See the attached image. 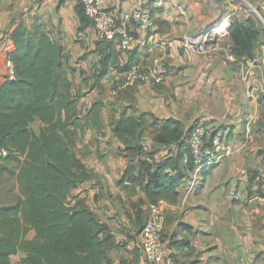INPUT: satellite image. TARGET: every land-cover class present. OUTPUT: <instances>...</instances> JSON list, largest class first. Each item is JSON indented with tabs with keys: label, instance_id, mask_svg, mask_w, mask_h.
I'll return each mask as SVG.
<instances>
[{
	"label": "crops",
	"instance_id": "crops-1",
	"mask_svg": "<svg viewBox=\"0 0 264 264\" xmlns=\"http://www.w3.org/2000/svg\"><path fill=\"white\" fill-rule=\"evenodd\" d=\"M148 1L154 0L104 3L115 14L118 25H122L130 11ZM78 2L0 0V85L7 77V60L14 49L11 34L20 24H40L65 47L70 92L78 103L76 125L68 128L74 135L77 156L90 173L72 190L70 200L73 204L78 198L86 199L100 220L109 225L116 244L109 252L110 264H148L140 238L149 213V198L138 186L119 183L130 157L115 133L114 122L131 104L161 119H178L185 129L202 119L211 132L223 130L233 144H246L239 154L204 169L193 189L187 174L179 187L177 203L162 202L169 264H264V196L258 192L264 190V185L257 183L260 175L250 183L251 172L263 164L258 150L264 148V99L257 100L253 90L250 96L248 88L244 89L241 68L229 59L232 40L228 33L211 44L205 55L191 56L183 48L185 33L208 30L226 14L231 15L232 21L242 9L239 13L229 7L224 11L218 0H167L163 7L155 9L153 29L145 30L128 22L137 46L123 52L116 40L119 53L108 74L97 80L101 70L99 38L93 24L82 28ZM178 4L186 8L188 23ZM263 45L257 54L264 52ZM131 59L143 70H164V81H140L129 86L131 97H122L121 89L126 86L118 84L125 80L127 72L119 67ZM96 101L101 104L100 128L87 119ZM44 125L38 120L33 126L39 131ZM141 144L146 152L138 158H149L148 146L160 145L151 136ZM164 147L176 149V145ZM172 152H160L157 160ZM255 156L262 157L261 161ZM3 186L6 184L0 181V206L11 202L10 195L1 191ZM34 235L32 230L27 238ZM26 256L27 252L20 250L11 261L17 264Z\"/></svg>",
	"mask_w": 264,
	"mask_h": 264
},
{
	"label": "trees",
	"instance_id": "trees-1",
	"mask_svg": "<svg viewBox=\"0 0 264 264\" xmlns=\"http://www.w3.org/2000/svg\"><path fill=\"white\" fill-rule=\"evenodd\" d=\"M76 9L82 28L92 24L80 1ZM228 34L231 51L239 59L254 57L264 44V26L251 15L233 18ZM11 40L14 49L9 57L17 75L14 80L6 77L0 85V147L8 150V155L0 156V181L6 184L1 191L11 199L0 206V264H13L12 256L20 250L27 256L17 264H110L109 252L116 244L109 225L86 199L78 198L73 204L70 200L72 190L90 173L77 156L74 135L68 128L76 125L78 103L70 92L65 47L38 23L31 27L20 24ZM97 51L101 55L100 80L119 52L115 40L108 39L98 40ZM132 66L131 59L119 68L127 72ZM121 92L122 97H131L132 87H122ZM87 119L102 126L99 101ZM38 120L45 125L36 131L33 125ZM114 128L130 157L119 183L138 186L149 204L177 203L179 187L193 168L191 163H182L183 155L190 152L193 126L185 129L178 119H161L131 104L124 107ZM145 128L152 130L154 143L176 145L175 151L162 160L154 152L148 153L149 158H138L145 153L141 144ZM259 175L258 170L251 172L250 183ZM258 192L264 196L263 189ZM32 230L34 237L27 238Z\"/></svg>",
	"mask_w": 264,
	"mask_h": 264
},
{
	"label": "built area",
	"instance_id": "built-area-1",
	"mask_svg": "<svg viewBox=\"0 0 264 264\" xmlns=\"http://www.w3.org/2000/svg\"><path fill=\"white\" fill-rule=\"evenodd\" d=\"M86 15L91 19L99 39L119 40L123 52H129L137 46V40L133 36L128 22H135L145 30H151L155 26V9L163 7L167 0L148 1L141 7L130 11L126 15V23L118 25L115 14L108 10L104 0H79ZM252 11L264 26V1L259 0L256 5H251ZM177 8L183 15L185 22H189L187 10L182 4ZM242 7L233 5L230 10L239 11ZM231 23V15L226 14L210 29L197 32H187L183 35V48L191 56L205 55L209 52L211 44L216 43L228 33ZM264 48V45H263ZM229 59L239 64L242 71V79L248 84V94L251 92L256 75L262 66L264 67V52L258 56L239 59L229 50ZM7 78H16V69L13 60H7ZM165 75L162 69L146 71L139 64H133L127 71L124 86H135L140 81L152 84L162 83ZM209 127L202 119L196 120L189 136L190 152L183 155V165H193L188 170L191 176L190 189H193L200 181L203 170L217 164L226 158H231L242 151V144H233L223 130H217L213 135L209 133ZM249 133H247V139ZM8 155L6 148L0 147V156ZM130 184V182H126ZM165 214L162 202L149 204V215L141 232V247L148 264H169L167 257L166 237L164 234Z\"/></svg>",
	"mask_w": 264,
	"mask_h": 264
},
{
	"label": "rangeland",
	"instance_id": "rangeland-1",
	"mask_svg": "<svg viewBox=\"0 0 264 264\" xmlns=\"http://www.w3.org/2000/svg\"><path fill=\"white\" fill-rule=\"evenodd\" d=\"M220 2V4L223 7V10L225 11L228 7L229 9L232 8L233 5H237L238 7H242V13H238L235 16L239 17V18H244L245 16L251 15L253 17H256V19L259 21L258 17L255 15V13L252 11V7L251 5H256L258 3L259 0H218ZM262 54V52L256 54L258 56H260ZM123 80L119 81L122 82ZM121 83H119L118 85H120ZM244 89L248 88V84L244 82L243 84ZM253 95L255 96V98L257 100L264 99V67L262 66L261 68H259L257 75H256V80L254 81V85H253ZM152 137V130H150L149 128H145L142 131V141L144 142H148V137ZM173 150L170 149H166L164 146H160V145H153L151 147L148 146V153L149 152H154L155 153V157L157 159V154H162V152L164 153H170ZM146 152V151H145ZM149 157V156H148ZM257 157V159L259 158L261 161L262 157ZM256 169L259 170L260 172V178L257 180L258 185L262 186L264 185V165L261 164L259 166H256ZM16 186L19 187V183H16ZM257 191V190H256ZM149 209V208H148ZM165 208H164V214H165ZM149 213H147L146 219L148 218ZM141 244V241H140Z\"/></svg>",
	"mask_w": 264,
	"mask_h": 264
},
{
	"label": "water",
	"instance_id": "water-1",
	"mask_svg": "<svg viewBox=\"0 0 264 264\" xmlns=\"http://www.w3.org/2000/svg\"><path fill=\"white\" fill-rule=\"evenodd\" d=\"M258 155L259 156H264V148H261L258 150Z\"/></svg>",
	"mask_w": 264,
	"mask_h": 264
}]
</instances>
